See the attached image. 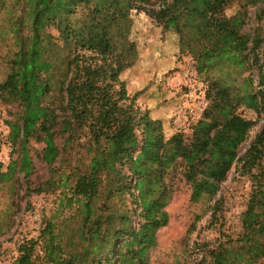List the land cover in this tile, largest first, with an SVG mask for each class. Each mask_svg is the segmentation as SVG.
Instances as JSON below:
<instances>
[{
	"label": "trees",
	"instance_id": "trees-1",
	"mask_svg": "<svg viewBox=\"0 0 264 264\" xmlns=\"http://www.w3.org/2000/svg\"><path fill=\"white\" fill-rule=\"evenodd\" d=\"M261 1L161 0L159 9H147L156 1L26 0V18L14 29L18 48L0 79V101L21 106L8 122L7 139L20 148L25 175L33 169L31 138L44 144L40 157L50 166L75 149L82 155L70 162V173L60 174L59 186L70 193L43 219L37 236L23 237L9 264H151L158 230L170 219L173 174L197 168L199 159L195 139L183 130L166 137L164 122L137 108L138 93H128L121 79L139 58L130 38L132 12L173 21L180 52L192 56L206 83L217 124L248 138L264 117L263 38L245 29L249 9ZM240 108L253 110L257 119ZM67 161L62 157L61 164ZM238 161L251 183L241 230L215 248L198 243L203 251L196 264H264V124ZM126 193L137 205L136 223L119 205ZM215 193L197 188L191 199ZM217 208L210 206L214 218Z\"/></svg>",
	"mask_w": 264,
	"mask_h": 264
},
{
	"label": "rangeland",
	"instance_id": "rangeland-1",
	"mask_svg": "<svg viewBox=\"0 0 264 264\" xmlns=\"http://www.w3.org/2000/svg\"><path fill=\"white\" fill-rule=\"evenodd\" d=\"M152 1L156 2L147 9H159L161 0ZM27 8L26 0H0V79H4L10 70L9 61L18 48L14 29L21 17L26 18ZM234 9L235 6L228 12L232 13ZM131 16L130 38L137 44L139 58L121 74V79L125 80L128 93H138L137 108L165 116V136L169 137L177 131L174 112L177 104L183 101L185 92L184 86L176 79L177 72L188 60H195L190 54L180 52L171 19L154 18L148 15L147 10L137 9ZM245 29L261 34V62L264 63V0L249 9ZM21 31L26 37L31 35L25 23ZM51 32L58 35L55 29ZM59 50L60 62L63 52ZM253 71L255 74L258 71L255 65ZM239 112L247 118L257 119L253 110L240 108ZM20 113V105L0 101V264H9L15 258L17 244L23 237L39 234L38 227L43 219L55 212L64 193H70L68 187L59 186L60 174L70 173L68 165L82 155L80 148L75 149L50 166L40 157L44 144L31 138L28 147L33 169L25 175L19 170L20 148L7 139L8 122L17 119ZM200 121V125L183 130L190 141L195 139L199 166L185 173L178 171L173 174V198L166 207L170 219L158 230V244L150 251L151 264H196L203 251L198 243L215 248L228 235L237 236L241 230L240 217L246 208L251 183L250 176L242 172L238 158L249 148L264 124V117L260 118L248 138L218 125L209 106ZM58 143L63 144V137H58ZM62 157L70 161L62 165ZM124 170L127 171V167ZM48 180L56 182L55 186L50 187ZM39 187L45 191L38 192L36 189ZM197 188L216 193L212 198L205 196L194 202L191 195ZM124 197L125 204L119 202V205L122 203L130 211L136 223L139 220L137 205L128 193ZM115 201L121 200L116 198ZM210 206H218L217 217H213Z\"/></svg>",
	"mask_w": 264,
	"mask_h": 264
},
{
	"label": "built area",
	"instance_id": "built-area-1",
	"mask_svg": "<svg viewBox=\"0 0 264 264\" xmlns=\"http://www.w3.org/2000/svg\"><path fill=\"white\" fill-rule=\"evenodd\" d=\"M179 75L180 85L184 86L185 92L183 101L176 106L174 117L176 129L185 130L198 124L207 110L209 101L206 83L200 79L195 61L188 60L179 70ZM40 228L41 225L38 231Z\"/></svg>",
	"mask_w": 264,
	"mask_h": 264
},
{
	"label": "crops",
	"instance_id": "crops-1",
	"mask_svg": "<svg viewBox=\"0 0 264 264\" xmlns=\"http://www.w3.org/2000/svg\"><path fill=\"white\" fill-rule=\"evenodd\" d=\"M176 79H177V81L179 82L180 81V75H179V72H177V77H176ZM178 84V83H177ZM179 103H181V102H179ZM178 103V104H179ZM177 104V105H178ZM155 113V114H154ZM150 114H151V116L153 117V118H155V119H160V120H162V121H164L165 120V116L164 115H161V114H159V113H157V112H154L153 110L152 111H150Z\"/></svg>",
	"mask_w": 264,
	"mask_h": 264
}]
</instances>
